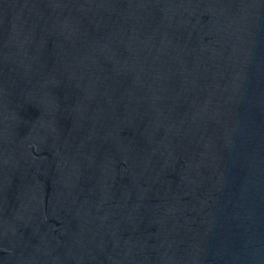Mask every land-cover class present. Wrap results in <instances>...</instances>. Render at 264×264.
Wrapping results in <instances>:
<instances>
[{
    "label": "water",
    "instance_id": "1",
    "mask_svg": "<svg viewBox=\"0 0 264 264\" xmlns=\"http://www.w3.org/2000/svg\"><path fill=\"white\" fill-rule=\"evenodd\" d=\"M0 264H264V0H0Z\"/></svg>",
    "mask_w": 264,
    "mask_h": 264
}]
</instances>
